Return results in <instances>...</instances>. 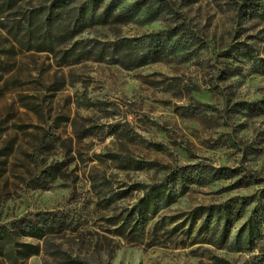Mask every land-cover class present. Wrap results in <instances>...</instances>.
<instances>
[{
  "label": "rangeland",
  "instance_id": "obj_1",
  "mask_svg": "<svg viewBox=\"0 0 264 264\" xmlns=\"http://www.w3.org/2000/svg\"><path fill=\"white\" fill-rule=\"evenodd\" d=\"M164 1L160 18L138 8L127 25L79 36L90 49L191 30L187 50L166 34L175 51L134 70L99 50L64 64L62 52L8 35L1 23L17 10L0 18V226L38 214L70 221L45 239L18 238L28 248L17 256L5 245L0 264H65L63 253L87 264H262L264 19L246 20L243 0ZM179 167L184 185L175 177L172 201L157 199L145 235L121 236L122 216Z\"/></svg>",
  "mask_w": 264,
  "mask_h": 264
},
{
  "label": "trees",
  "instance_id": "obj_2",
  "mask_svg": "<svg viewBox=\"0 0 264 264\" xmlns=\"http://www.w3.org/2000/svg\"><path fill=\"white\" fill-rule=\"evenodd\" d=\"M31 0H0V18L13 10L18 13L10 22H2L1 26L8 35L18 41V44L26 49L37 51H49L54 54H62L64 64H76L85 60L90 54L100 52L101 56L107 55L115 63L121 64L129 70H134L146 65L149 61H157L164 58L165 54L175 51V46H169L166 34L169 38L177 37L176 43L184 50L190 46L192 32L185 25L178 24L167 32L152 33L147 42L150 44L145 53L141 48H146L147 42L133 45L126 40L99 48L95 44L88 45L79 39L85 30L93 27L107 28L109 25H127L135 16L138 8H143L149 19L153 20L162 17L168 10L164 0H134L135 3L124 6L125 0H48L41 5H33ZM240 12L246 20L264 19V0H243ZM17 18V19H16ZM92 43V41H91ZM246 57L252 64H259L262 59L256 57L252 50H246ZM94 53V54H96ZM98 54V53H97ZM258 70L264 72V67ZM258 71V72H260ZM87 106H95V103L88 102ZM257 108H250L255 112ZM186 174V169L179 167L172 173V177L152 185L146 190L141 204L128 215L122 216L119 227V234L122 236L126 231L134 234V238L140 239L145 235V229L150 218L157 213V199H164L171 202L174 196L175 187L171 182L179 179L181 184ZM244 180L245 177H243ZM259 179H253L249 184L258 183ZM182 185V186H183ZM224 210L216 212L217 217H222ZM213 214V213H212ZM193 223H196V213L193 215ZM199 216V215H198ZM227 220V219H226ZM248 239L251 241L252 234L257 230L256 219L248 221ZM70 221L57 214H38L29 219H22L14 222L11 227L0 226V254H3L4 246H11L12 255L17 256L21 250L28 248L24 243H18V238L45 239L68 229ZM257 232V231H256ZM21 247L22 249L19 250ZM18 249V250H16ZM30 253V252H29ZM39 250L31 254H38ZM66 259L65 264H87L85 261L74 258L71 255L62 254ZM264 264V258L262 259Z\"/></svg>",
  "mask_w": 264,
  "mask_h": 264
}]
</instances>
